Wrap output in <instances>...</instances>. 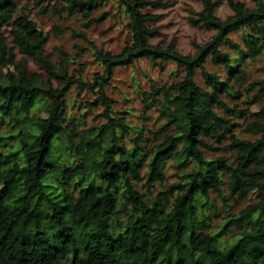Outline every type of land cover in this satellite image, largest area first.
<instances>
[{
	"label": "trees",
	"instance_id": "obj_1",
	"mask_svg": "<svg viewBox=\"0 0 264 264\" xmlns=\"http://www.w3.org/2000/svg\"><path fill=\"white\" fill-rule=\"evenodd\" d=\"M21 1L0 0V34L8 28L12 43L2 35L0 264H264V66L252 82L247 66L264 62V1L251 8L228 0L232 14L221 19V1L195 0L202 8L190 9V25L216 33L189 56L150 42L160 34L152 24L161 15L151 10L161 0H24L41 13L53 5L59 15H80L86 27L106 20L107 11L96 12L117 2L131 44L118 54L93 44L104 73L88 82L84 68L71 74L69 56L59 66L50 60L49 36ZM141 59L163 70L175 64L170 73L179 78L141 91L145 108L158 112L157 130L115 110L107 91L117 68ZM74 88L98 95L81 117ZM93 106L103 108L102 122L89 126ZM248 117L259 120L248 128L255 140L236 134L235 118ZM205 149L231 154L209 157Z\"/></svg>",
	"mask_w": 264,
	"mask_h": 264
},
{
	"label": "rangeland",
	"instance_id": "obj_2",
	"mask_svg": "<svg viewBox=\"0 0 264 264\" xmlns=\"http://www.w3.org/2000/svg\"><path fill=\"white\" fill-rule=\"evenodd\" d=\"M219 1L222 4L217 9L216 14L221 19H225L232 14V10L229 7L228 0ZM240 1L248 7H255L253 0ZM161 2L162 6L160 8L151 10L153 14L161 15L160 20L152 24L153 27H157L160 30V34L150 40L152 44L162 47L174 45L184 55L192 56L196 52L197 45H203L209 42L215 35L216 32L213 30L193 27L189 23L190 9L200 10L202 8L199 2L195 0H161ZM24 4L29 5L31 8L29 10L31 17L38 23L39 28L49 36V40L45 46V53L50 60L59 66L65 55L69 56L74 61V63L70 64L71 74L77 76L81 69L84 68L82 75L87 82L93 81L97 73H104L103 66L97 61L93 44L112 54L121 53L125 46L131 44L132 35L127 28L129 19L124 13L120 12L117 2H111L102 6L96 14L107 11L109 14L107 19L98 25H92L90 27L83 25L80 15L68 16L66 13L59 15L57 12H54L53 5L49 7L47 12L41 13V7L22 0L21 5ZM2 35L8 38L9 46H12L8 28L0 34V42ZM84 36L88 38V41ZM20 58L21 55L18 54V59ZM247 66L250 74V82L262 77L264 62L261 59L249 61ZM208 67L211 71L223 74L221 68L211 63ZM29 69L44 79L48 77V73L42 65L33 59H29ZM3 71L6 72V69ZM170 72H176L175 64L167 62L163 70L159 65L152 64L148 59H141L133 65L117 68L111 85L107 89L108 94L115 101L114 109L121 112L129 110L131 113L125 115L133 124L157 130L161 123H156L158 112L154 109L148 110L145 108L144 96L141 94V91H151L153 83L157 86H162L178 81L179 78L173 76ZM177 74L182 75L183 73L179 71ZM199 81L203 83L201 76H199ZM55 85L60 86V82L56 81ZM71 96L73 99L83 102V107L79 110H76L77 108L75 107L74 111L76 117H81L85 110L84 104L88 101L95 100L98 95L87 90L79 92L74 88ZM238 104L240 108L250 107L253 111L257 110V106H249L243 101H238ZM102 111V107L93 106L85 118L86 124L90 126L101 123L102 119H98V114ZM235 119L241 124L236 129L237 136L252 140L259 137L248 131L249 126L257 127L259 120L254 117ZM205 152L209 157L218 156L219 154L226 156L231 154L225 151L215 153L208 149H205ZM174 172L173 168H169V179L167 183L176 180V177L173 175ZM259 198L260 195L255 194L250 201H258ZM250 201L237 204L234 212L246 206Z\"/></svg>",
	"mask_w": 264,
	"mask_h": 264
}]
</instances>
